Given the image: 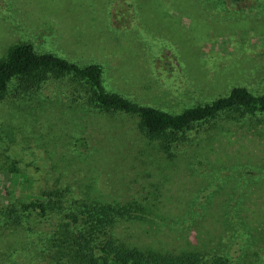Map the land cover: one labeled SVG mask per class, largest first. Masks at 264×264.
Returning <instances> with one entry per match:
<instances>
[{
	"label": "rangeland",
	"instance_id": "rangeland-1",
	"mask_svg": "<svg viewBox=\"0 0 264 264\" xmlns=\"http://www.w3.org/2000/svg\"><path fill=\"white\" fill-rule=\"evenodd\" d=\"M18 42L100 63L107 90L172 113L264 90V0H0V59ZM167 137L168 149L72 74L39 90L14 80L0 99V264H84L89 213L160 264H264V111ZM37 198L45 215L8 213Z\"/></svg>",
	"mask_w": 264,
	"mask_h": 264
},
{
	"label": "trees",
	"instance_id": "trees-1",
	"mask_svg": "<svg viewBox=\"0 0 264 264\" xmlns=\"http://www.w3.org/2000/svg\"><path fill=\"white\" fill-rule=\"evenodd\" d=\"M65 74H72L82 84L91 86L93 97L102 107L137 115L140 126L150 138L159 139L166 149L169 148L167 136L190 128L197 122L214 118L227 109L249 113L264 111V90L257 95L243 85L234 86L228 94L221 95L211 102L188 107L179 113L140 104L119 93L107 90L100 63L91 62L81 65L51 52H39L30 42H18L12 45L7 55L0 59V99L5 96L9 85L14 80L19 81L23 90H39L52 77L59 78ZM54 193L61 199L64 195L60 192ZM48 209L47 200L37 198L24 202L20 207L10 205L8 213L16 215L17 218L21 213L28 211L45 215ZM84 217L89 229L80 232L75 238L76 252L82 263L160 264L166 260L163 255L153 249L140 250L119 245L113 235L105 237L106 232L100 234L101 228L97 231L93 225L94 214L89 213L87 218L85 214ZM74 218L79 217L74 215ZM61 234L70 238L69 231L64 230ZM65 237L61 239L66 241ZM177 263H180L179 260ZM210 264L229 263L221 257H214Z\"/></svg>",
	"mask_w": 264,
	"mask_h": 264
}]
</instances>
